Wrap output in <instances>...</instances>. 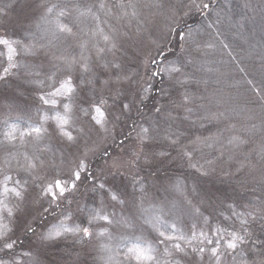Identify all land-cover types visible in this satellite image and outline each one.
I'll use <instances>...</instances> for the list:
<instances>
[{
	"label": "snow or ice",
	"instance_id": "6c2138e0",
	"mask_svg": "<svg viewBox=\"0 0 264 264\" xmlns=\"http://www.w3.org/2000/svg\"><path fill=\"white\" fill-rule=\"evenodd\" d=\"M164 7L161 0H99L87 5L79 0H7L0 4V28L5 33L0 35V264H26V259L41 264L31 248L21 247L18 232L34 237L40 251L72 237L84 255L80 259L77 254L74 264H250L245 248L255 251L257 244L264 248V239H253L252 231L258 223L264 232V208L237 210L233 202L227 214L206 215L202 201L193 202L184 181L161 178L155 158L167 159L171 153L146 151L157 136L177 148L180 159L200 177L215 170L212 159L194 162L196 149L182 144V133L170 124L161 132L159 121L148 126L133 121L136 147L117 156L105 149L110 163L99 173L89 169V155L95 154L99 141H115L122 119L130 118L134 109L139 112L154 91L169 95L164 88L155 89L157 78L162 83L167 77L173 86L185 88L181 104L173 108L184 107V120L193 114L189 105L195 97L185 86L194 74L184 71L193 60H168L167 53L174 49H165L162 42L176 40L182 54L214 48L212 43L202 45L192 28L186 32L181 28L180 10L187 16L192 9H210L209 3L189 0L180 10L169 6L170 23L161 40L152 41L156 55L142 61L146 73L150 71L147 80L138 70H129L117 55L126 56L125 44L135 48L146 31L141 9ZM17 9L21 16L40 10L35 31L26 29L22 37L7 35L6 24ZM109 18L116 23H109ZM88 21L95 22L94 27L89 28ZM238 26L242 27L239 22ZM247 84L264 112V82L257 85L249 79ZM153 108L156 114L175 119L172 109L165 113L163 104ZM129 138L130 134L120 145ZM198 142L199 138L191 143ZM244 143L239 136L228 140L234 147ZM145 168L148 174H142ZM260 183L264 185V169ZM191 191L196 192L195 185ZM172 193L176 196L170 199ZM79 214L83 219L75 222ZM186 217L192 218L190 224Z\"/></svg>",
	"mask_w": 264,
	"mask_h": 264
},
{
	"label": "trees",
	"instance_id": "16d2710c",
	"mask_svg": "<svg viewBox=\"0 0 264 264\" xmlns=\"http://www.w3.org/2000/svg\"><path fill=\"white\" fill-rule=\"evenodd\" d=\"M39 2V0H37ZM55 2V0H53ZM82 5L98 4L99 0H79ZM108 3H114L115 0H106ZM165 5L162 13L157 14L154 10L141 9V19L146 21L143 27L146 31L142 36L137 38L136 47L128 48L126 56L117 53L126 64L129 70H138L144 80L148 79L150 71L146 73L142 61L146 56L156 55V46L153 40L160 41L165 33V25L170 23L168 19L170 13L169 6H175L180 10L181 5L187 4L186 0H161ZM210 4V10L203 11L207 14L187 15L183 17V10H180L181 28L186 32L188 28H192L197 33V39L202 45L212 43L214 48H202L201 51L190 50V53H180L178 42L173 45L174 41L169 44L167 40L162 42V46L172 47L173 52L167 53V59L179 60L185 62L186 59H192L193 63L185 68V72L194 74V79L186 85L187 90L193 94L195 101L189 105L194 109L189 119L184 120V107H175L173 104H181V94L185 88L173 86L167 77L164 81L159 82V78L154 81L155 89L164 88L169 95L162 96L154 91L144 105L140 106L139 112L135 109L131 113L130 118L122 119L116 127V135L120 130H125L119 135V141L108 143V153L110 156L117 153L120 140L125 136L130 138L125 140L122 147L125 148V155L128 151L136 147L134 143L135 133L132 127L131 118L147 125L152 121H159L161 132L169 124L174 131L182 133L181 143L189 146V150L196 149L193 153V160L203 164L206 160L215 161L214 171L207 177H200L192 168L187 166V162L180 159L178 149L169 145V143L157 136L151 142L150 147L146 151L158 153L168 151L171 156L167 159L155 158L154 166L158 169V174L167 182V178L175 181L177 178L184 181L188 185L190 198L194 203H200L201 210L207 209L205 214L212 212L214 217H218L220 212L227 214L228 204L235 203L237 210L255 212L258 203L256 199L262 200L264 203V185L260 183L261 170L264 169V112L261 111L258 104V97L252 91L251 86L247 84V80L251 79L255 84L260 85L264 82V3L262 0H213ZM248 7H245V5ZM208 11V12H207ZM155 12V14H151ZM40 10L36 9L33 13L21 16L19 9L13 12L9 18L6 27H12L13 32L20 34L18 30L22 29V22H29L30 30L35 31V23L39 16ZM219 17V23H216ZM101 15V20H104ZM238 22L242 27L238 26ZM109 23L115 24V20L109 18ZM213 26L208 27L209 24ZM88 27H94L95 22L88 21ZM136 21H133L131 31L135 32ZM107 31V25H104ZM75 30V29H74ZM219 33V35H217ZM39 35V34H38ZM88 37H84L87 39ZM222 42V43H221ZM168 43V45H167ZM223 44L229 45L226 49ZM231 52V56L229 55ZM235 57V59H233ZM21 61L25 57H19ZM108 59H112L109 55ZM160 58L158 57V60ZM244 69L242 72L240 69ZM155 104H163L165 113L172 109V117L169 119L166 115H158L154 112ZM224 115L221 116L220 114ZM125 121H131L130 125L125 126ZM255 125V127H253ZM232 136L241 137L246 143L239 147L228 144L229 138ZM197 144H192L196 141ZM105 141H99L98 154L92 155L90 159L89 169L95 173H99L104 167L103 161L108 158L100 150V146ZM211 144L212 147L205 145ZM101 152V153H99ZM241 165H244L241 168ZM253 166L254 169H253ZM205 167H209L205 165ZM237 169H241L239 172ZM149 170L144 169L142 174H148ZM195 185L196 192L192 193ZM81 191H84L82 188ZM176 196L175 193L170 194L169 198ZM83 198V197H82ZM81 198V199H82ZM241 206H244L243 208ZM52 217H49L51 219ZM188 224L192 222V218H187ZM216 220H213V224ZM202 224V221H198ZM187 230V227L186 229ZM253 239L259 237L264 239V232L261 231L258 223L253 225ZM19 234V232L17 233ZM23 241L33 243V237H25ZM71 241V240H70ZM58 242L51 244L46 251H42L41 257L44 260L51 261L60 260L62 264H74L77 258L74 255L82 250V246L75 243ZM72 242V241H71ZM38 248V247H37ZM68 250L69 254H65ZM245 252L250 264H259L264 260V248L257 244L255 251L251 247H246ZM80 259L84 255H79Z\"/></svg>",
	"mask_w": 264,
	"mask_h": 264
},
{
	"label": "rangeland",
	"instance_id": "374dc122",
	"mask_svg": "<svg viewBox=\"0 0 264 264\" xmlns=\"http://www.w3.org/2000/svg\"><path fill=\"white\" fill-rule=\"evenodd\" d=\"M187 2H189V0H186ZM212 1L213 0H204V2H207V3H212ZM3 3H7V0H0V4H3ZM154 11H156V13L157 14H159V13H162V9H160V10H155V9H153ZM210 10V9H209ZM208 10V11H209ZM205 11V10H204ZM207 11V12H208ZM204 13V12H203ZM201 11H197V10H195V9H192L190 12H189V14H188V16L189 15H200V14H203ZM13 15V14H12ZM11 15V16H12ZM183 17H186V16H183ZM32 19H29L28 21H26V22H22V29L21 30H18L19 31V33L20 34H16L15 32H13V29H12V27H10V29H7V35H9V36H15V37H22L23 35H24V31L26 30V29H30L31 28V25H29V22L31 21ZM182 20V19H181ZM5 33H4V30L2 29V28H0V35H4ZM172 41H174V43H173V45L176 43V40H172ZM169 43V42H168ZM168 43H167V45H168ZM178 45V44H177ZM169 60H174V59H169ZM185 70V69H184ZM131 120H132V122L133 121H135L137 124H140V123H143V122H139L141 119H139V121L136 119H134V117H132L131 118ZM131 124V121H125V126L126 125H130ZM143 124H145V126H148L146 123H143ZM119 125H122V124H119L118 123V126ZM120 127V126H119ZM120 129H123L122 127H120ZM125 130H120V132H119V135H122L123 134V132H124ZM134 131V130H133ZM134 133H135V135H136V131H134ZM119 135H116V139H115V141H113L111 138H109L107 141H105L104 142V144L102 145V146H100L101 148H100V150L99 151H101L102 153L105 151V149L107 150L108 149V143H115V142H117V141H119ZM135 137V136H134ZM131 143L133 144L134 143V145H136L135 144V140L134 141H131ZM125 148L126 147H120L119 148V150L117 151V153L116 154H114V155H112V156H117V155H125ZM98 151V150H97ZM95 152V154H90L89 155V158H88V163L90 164V159L92 158V155H97L98 154V152ZM101 152H99V153H101ZM103 163H105L104 164V167L102 166L101 168H105L106 167V164H108V163H110V160H109V157L106 159V160H104L103 161ZM90 166V165H89ZM13 175H15V172H13ZM256 201H257V203H258V206H257V208H260V209H262V208H264V203L262 202V200H260V199H256ZM90 202V201H89ZM81 203L83 204L84 203V198H82L81 199ZM81 219H83V214H79L77 217H76V219H75V222H79ZM49 222H52V218L51 219H49ZM40 230H42V228H38L37 229V231H40ZM17 235H20L21 236V239L23 240V233L22 232H19V234H17ZM72 242H71V241ZM70 241V243H74V241H73V239H72V237H68L67 238V240H60L58 243L59 244H63V243H68ZM56 243V242H55ZM24 250H27V249H29V248H31L32 250H33V252H34V254H36L37 255V257H38V259L40 260V262H41V264H51V260L50 259H47V260H44L42 257H41V254L40 253H42V251H40L37 247H38V245H37V242H36V239L33 237V243L31 242V244L30 243H28V242H26L25 240L23 241V245L21 246ZM77 248H79V244H77ZM21 250V248H18L17 249V251H20ZM65 254H69V252H68V250H66V252H65ZM77 254H79V255H82L83 254V250H81V251H78V252H76L74 255H76V257L75 258H77ZM89 259H91V258H89ZM26 264H30V262H28L27 261V259H26Z\"/></svg>",
	"mask_w": 264,
	"mask_h": 264
}]
</instances>
